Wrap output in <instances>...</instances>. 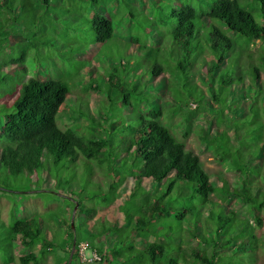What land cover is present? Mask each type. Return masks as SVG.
<instances>
[{
	"label": "rangeland",
	"instance_id": "374dc122",
	"mask_svg": "<svg viewBox=\"0 0 264 264\" xmlns=\"http://www.w3.org/2000/svg\"><path fill=\"white\" fill-rule=\"evenodd\" d=\"M180 1L183 0H98L96 11L109 13L115 27L112 39L103 44L91 41L93 32L87 17L94 11V5L90 1H85L83 6L77 4L76 9H73L76 4L70 8L63 1L51 2L47 7H39L38 10L36 8L37 12H34L33 16L28 11V6L14 7L7 28L10 32V41L8 45L4 44L1 47L3 50L0 51V64L4 59L19 58L21 54L26 56L23 62L0 67V71L9 73L3 82L4 86L0 88V105L8 106L22 82L31 76L40 80L65 81L69 92L57 114L58 126L61 129L71 128L83 141H87L91 136L104 138L106 130L113 124L115 127L108 134L113 137L110 146L113 151L119 148L118 140L123 135V125L134 121L132 118L135 115L131 106L135 110L140 108L138 103L140 96L131 91L134 84H139L144 101L159 106L162 109V122L178 140L185 143L187 149L198 154L212 184L217 188L223 185L230 188L238 187L241 176L229 163L222 162L214 148L200 138L204 133L210 138L226 130L221 121H232L233 116L232 114L224 116L220 112V104L208 101L204 84L208 76L204 72L197 74L193 78V83L207 95L203 100V103L207 104L198 106L191 101L189 108L185 105L177 107L176 88L179 83L173 82L174 76L170 68L174 65L175 58L171 54V38L169 36L166 38L172 29V22L168 21L164 26L148 31L150 39L147 42L151 46H158L150 55L145 51H139L136 44L130 43L131 37L135 35L144 40L145 31L142 32L141 29L147 22L143 19L142 12L148 14L149 3L152 9L155 7V12L166 15ZM245 7L258 23H263L264 18L258 5L254 8ZM79 9L82 10L79 13L82 14L81 17L84 16L82 21L76 13ZM132 15L137 26L131 24ZM16 17L18 20L14 21ZM227 33L232 35L231 32ZM260 46L261 41L256 39L242 49L232 52L230 59H233V62L245 59L254 63ZM124 63L126 65L123 66ZM229 63L230 60H227L226 64ZM154 64L163 67L160 75L152 74ZM113 66L118 67L117 89L108 91L106 81ZM241 67L243 69L244 66ZM122 68L125 70L122 71ZM243 76L244 81L235 84L229 96L228 94L226 96L236 103L244 102L245 99L251 103L256 93L258 95L263 93L259 88H251L245 71ZM260 82H264L263 72L258 80V83ZM8 89L11 90L6 92ZM184 90L181 88V91ZM126 94L129 95L128 99ZM125 100H128L129 104ZM244 106L236 110L237 119L240 118L237 121L240 130L243 129L242 125H247L254 118L252 113L249 118L240 117L241 111L246 112L248 105L244 103ZM188 116L191 120V132L185 136L187 128L185 117ZM3 122L4 118L0 114V125ZM249 126L253 128L252 124ZM227 134L231 142L236 144L233 131L227 130ZM98 154L97 159L87 160L80 153L77 159H63L58 164H53L51 159L43 158V166L32 175H9L5 168L0 166V264H21L19 262L21 255L31 251L40 253L41 249H45V245L39 241L32 248L25 247L19 237L9 245L10 238L13 237L10 226L16 220L29 219L31 224L40 230L41 236L46 238L49 236L48 242L56 245L39 264H65L67 259L65 250L69 248V239L66 237V244L63 245L65 241L62 240L61 233L64 230L68 233V224L71 226V220L73 228L75 226L78 243L75 244L73 251L76 258L71 257L70 264H104L100 260L93 263L81 261L78 245L88 243L90 250L95 249L100 259L104 254L112 259L109 254L112 248L132 244L137 249L157 238L171 246L174 242L182 241V247L186 250L192 246L209 249L215 233L214 224L207 216L211 212L216 214L220 211L228 215L235 214L242 221L248 220L253 234L258 239L253 259L248 257L251 259L249 264H264V246L261 244L264 242V210L259 212L261 225L258 226L253 221L252 214L243 206V201L236 196L221 199L218 194H212L208 205L200 209V222L196 225L189 215L183 218L181 224L175 223L172 215L166 219L157 218L147 230L132 233L131 219L139 213L143 198L146 195L158 197L166 190L168 179L157 183L151 179L141 178L138 182L131 174L139 171L141 163L138 160V166L134 168L131 161L127 163L122 160L125 154L121 153L116 166H109L107 160L103 159L104 152ZM109 169L118 172V179L113 183L115 173H111ZM258 183L255 180L252 185L256 186ZM261 190L264 191L263 186ZM132 192L135 196L129 198ZM172 196L173 194L170 195L171 199ZM203 238H207L210 244L202 242ZM242 239L243 236H238L236 242L239 243ZM234 250H231L229 255H234ZM219 252L223 256L224 251ZM248 254L244 256L247 257ZM235 256L238 257L236 254ZM113 264L119 263L113 261Z\"/></svg>",
	"mask_w": 264,
	"mask_h": 264
},
{
	"label": "trees",
	"instance_id": "16d2710c",
	"mask_svg": "<svg viewBox=\"0 0 264 264\" xmlns=\"http://www.w3.org/2000/svg\"><path fill=\"white\" fill-rule=\"evenodd\" d=\"M58 1H63L70 8L76 4L73 9L77 8V4L83 6L85 1H90L94 5V11L90 17H87L93 32L91 41L103 44L112 39L115 30L112 18L105 11H96L98 0H0V26H2L0 51L3 50L1 47L4 44L8 45L10 41V32L7 28L14 7L28 6V11L33 16L39 7H47L51 2ZM177 4L166 15H162L155 12V7L152 9L149 3L148 14L142 12L143 19L147 22V25L141 29L142 32L145 31L144 40L135 35L131 37L130 43L136 44L139 51H145L150 55L152 51L158 49V46L149 45L148 31L158 29L168 21L172 22V29L166 38L168 36L171 38V54L175 58V63L170 68L174 76L173 82L179 83L176 88L178 94L175 93L177 107L185 105L189 108L191 101L198 106L207 104L203 103L207 95L197 89L193 83V78L204 72L208 76L204 81L208 101L220 104V112L224 116L230 114L233 116H231L232 121H221L226 126V130L210 138L204 133L200 138L214 148L222 162L229 163L241 176L238 187L230 188L223 185L217 188L212 184L198 154L187 149L185 143L178 140L162 122V109L159 106L144 101L139 84H134L131 91L140 96L138 101L140 108L135 110L131 106L135 115L132 118L134 121L123 125V135L118 140L119 148L113 149V152L110 149L113 137L108 135L115 127L113 124L106 130L104 138L91 136L87 141H83L71 128L61 129L57 124V114L68 95V84L62 80H40L33 76L22 82L8 106L0 105L2 107L0 114L4 118V122L0 125V143L3 141L0 145V166L5 168V172L9 175H32L43 166V158L51 159L53 164H58L63 159L75 160L80 153L87 160H92L99 157L98 153L104 152V161L107 160L109 166H116L119 155L124 153L122 160L127 163L131 161L132 167L137 168V160L141 163L139 171L131 173L138 182L141 178L151 179L157 183L168 179L166 190L158 197L146 195L143 198L139 213L131 219L132 233L147 230L155 219H166L172 215L173 221L178 224L189 215L196 225L200 222V209L208 205L212 194H218L221 199L232 196L240 198L243 206L252 214L253 221L258 226L261 225L259 212L264 210V191L261 190V187H264V82L258 83V80L260 74L264 73V20L263 23H258L245 6L254 8L258 5L264 18V0H183ZM81 11V9L76 11L79 17L82 15L79 14ZM13 20L18 19L16 17ZM134 20L136 21L132 15L131 24L137 26ZM227 32H231L232 35ZM256 39L261 41V46L257 50L254 63L245 59L238 62L230 59L232 52L242 49ZM25 56L26 54H21L19 58L4 59L0 67L23 62ZM227 60H230L229 64H226ZM241 65L244 66L243 69ZM117 70L118 67L113 66L109 72L106 81L108 91L117 89ZM124 70L122 68V71ZM243 71L248 74L251 88H259L263 93L262 95L256 93L251 103L246 102L247 99L236 103L228 97L234 85L244 81ZM162 72L163 67L160 64L153 65L154 76ZM8 75L9 73L0 71V88L4 86L3 82ZM181 88L185 90L181 91ZM128 96L126 94L127 99ZM125 101L129 104L128 100ZM244 103L248 106L246 112L241 111L240 117L249 118L252 113L254 118L247 125H242L243 129L240 130L237 126L240 118L237 119L236 110L242 108ZM185 120L187 121L185 136H187L191 132V120L189 116L185 117ZM251 124L253 128H250ZM227 130L233 131L236 144L231 142ZM109 170L115 173L113 183L118 179V172ZM255 180L259 183L253 186ZM171 194H173L172 199ZM134 196L135 193L132 192L129 198ZM207 217L214 224L215 235L211 244L207 238L201 241L209 243L211 247L209 249L192 246L186 250L182 247V241L174 242L171 246L157 238L137 249L132 244L112 248L109 252L112 259L104 254L101 255L100 261L104 264H113V261L119 264H249L251 259L248 257H253L258 239L253 234L248 220H239L235 214L228 215L222 211L216 214L211 212ZM10 231L13 237L10 238L9 245L17 236L25 247L32 248L38 241L45 245V249H41L40 253L31 251L21 255L19 257L21 264H39L46 258L49 250L56 247L48 242L46 237L41 236L40 230L34 227L29 219L16 220L10 226ZM68 231L69 248L65 250L67 256L65 264L68 261L73 239L75 238L76 245L78 243L75 226L72 228L68 224ZM152 234L158 235L156 232ZM238 236H243L239 243L236 242ZM261 244L264 246V242ZM221 250L224 251L223 256L220 255ZM231 250H234L233 256L229 255ZM235 254L238 255L237 258ZM246 254L247 257L244 256ZM75 258L74 252L72 259Z\"/></svg>",
	"mask_w": 264,
	"mask_h": 264
},
{
	"label": "built area",
	"instance_id": "2783aa9c",
	"mask_svg": "<svg viewBox=\"0 0 264 264\" xmlns=\"http://www.w3.org/2000/svg\"><path fill=\"white\" fill-rule=\"evenodd\" d=\"M78 254L81 258V261L85 263H93L100 260L99 254L93 249L92 251L89 248L88 243H80L78 245Z\"/></svg>",
	"mask_w": 264,
	"mask_h": 264
},
{
	"label": "water",
	"instance_id": "95a60500",
	"mask_svg": "<svg viewBox=\"0 0 264 264\" xmlns=\"http://www.w3.org/2000/svg\"><path fill=\"white\" fill-rule=\"evenodd\" d=\"M73 215H74V211H73ZM73 215H72V219H73ZM71 227L73 228V222H72V220H71ZM74 248H75V241H73V243H72L71 252L69 254V259H68V263L67 264H70V261H71V257H72Z\"/></svg>",
	"mask_w": 264,
	"mask_h": 264
},
{
	"label": "crops",
	"instance_id": "0c3cea01",
	"mask_svg": "<svg viewBox=\"0 0 264 264\" xmlns=\"http://www.w3.org/2000/svg\"><path fill=\"white\" fill-rule=\"evenodd\" d=\"M67 232L69 233L68 230H67ZM68 233H66V230H64L63 233H61L62 240L65 241V243H63V245L66 244V241H67V238H66V237H68V239H69V234H68ZM17 238H18V236H17ZM47 238L50 239L49 236H47ZM68 257H69V256H68Z\"/></svg>",
	"mask_w": 264,
	"mask_h": 264
}]
</instances>
